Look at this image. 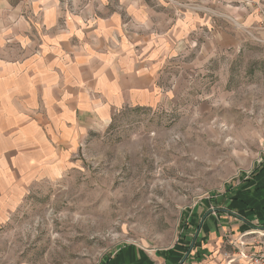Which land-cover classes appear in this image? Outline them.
<instances>
[{"label":"crops","instance_id":"0c3cea01","mask_svg":"<svg viewBox=\"0 0 264 264\" xmlns=\"http://www.w3.org/2000/svg\"><path fill=\"white\" fill-rule=\"evenodd\" d=\"M220 2L0 0V209L119 111L177 102L202 65L247 38L264 45L262 4ZM219 202L193 208L172 247L129 244L101 264H251L264 253V162Z\"/></svg>","mask_w":264,"mask_h":264},{"label":"rangeland","instance_id":"374dc122","mask_svg":"<svg viewBox=\"0 0 264 264\" xmlns=\"http://www.w3.org/2000/svg\"><path fill=\"white\" fill-rule=\"evenodd\" d=\"M220 1L215 10L254 0ZM202 66L179 101L119 111L55 178L9 199L0 264H101L129 244L170 248L193 208L220 206L251 176L264 162V45L247 38Z\"/></svg>","mask_w":264,"mask_h":264},{"label":"built area","instance_id":"2783aa9c","mask_svg":"<svg viewBox=\"0 0 264 264\" xmlns=\"http://www.w3.org/2000/svg\"><path fill=\"white\" fill-rule=\"evenodd\" d=\"M245 259H248L251 264H264V253L260 254H251L244 256ZM232 260L228 261V264H231Z\"/></svg>","mask_w":264,"mask_h":264}]
</instances>
